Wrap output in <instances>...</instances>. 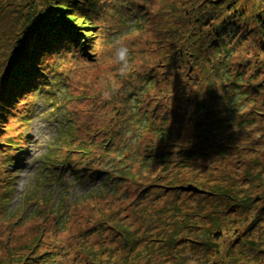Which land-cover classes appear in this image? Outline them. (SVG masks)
<instances>
[{
	"label": "trees",
	"instance_id": "trees-1",
	"mask_svg": "<svg viewBox=\"0 0 264 264\" xmlns=\"http://www.w3.org/2000/svg\"><path fill=\"white\" fill-rule=\"evenodd\" d=\"M172 1L161 0L159 4L158 0H47L37 11L36 0H31L21 20L17 18L13 24L0 50V133L10 131L11 126L6 125L16 116L21 118V127L11 136H0V170H6L0 174V188L4 190L0 196V222L3 218L4 222L8 221V182L12 179L8 177L7 167L21 164L18 157L25 151L22 140L38 97L47 96L45 99L52 102V109L60 104L66 118L60 122L57 143L44 161L45 173L56 172L45 179L58 180L70 168L71 174L83 182L98 180L96 190L69 205L61 201V205L52 209L51 205L35 201L37 206L27 218L39 222L25 244L13 249L19 253L17 264H132L113 259L118 247L107 249L106 245L99 250L88 247L85 251L90 230L80 232L74 238L78 240L70 239L64 244H54L56 233L76 213L77 203L119 201L129 196L128 193H135L119 194V191L122 184H127L125 191L134 186L133 182L139 178V171L134 169L137 165L141 172L156 164L161 170L168 169L171 162L174 166L196 168L201 163L196 166L192 163L203 156L206 159L225 156V152L216 151L217 148L227 151L222 143L213 144L217 141L216 130L228 137L243 132L250 123L245 118L247 114L240 111L245 107L239 109V105L243 101L255 103L264 92V58L259 66L252 61L254 54L257 61L258 55L264 57V50L258 49L251 56L248 48L255 36L264 42V8L254 5L264 0ZM125 17L135 19L130 33L143 31L147 38L139 45L141 48L131 50L132 67L127 73L119 71V80L123 75L119 86L109 85L107 91L94 93L92 84L85 79L79 83V77L86 66L100 62L98 47L103 46L105 25L109 22L117 32H122ZM58 18L67 25V31ZM170 22H175L177 31L167 30ZM82 28H89L92 33H85ZM3 32L8 33L4 28L0 38ZM149 44L157 45L155 56L147 53L150 62L140 71L133 60L136 54L147 52ZM61 70L66 71L65 89L69 92L70 87L77 92L74 101L68 99L73 93L63 96L60 102L54 101L53 81L59 79ZM219 86L220 90L215 88ZM209 91L218 93L208 94ZM232 94L237 96L235 101ZM71 102L78 108L73 109L71 104L69 109ZM171 111V126H166ZM232 116L235 119H227ZM234 121L238 129L234 128ZM152 135L157 141L149 138ZM164 142L169 145L164 146ZM257 190L264 191V183ZM253 198L248 199L250 204ZM218 200L214 205L218 218L206 219L210 225L222 224L203 241L186 248L187 260L192 258V253L202 256L211 253L206 263L229 264L228 259L238 251L250 254L243 245L244 240L253 236V224H247L244 229L226 226L229 215L241 212L240 205H228L231 198ZM99 208L92 211L99 212ZM115 213L109 214V218H117ZM24 218L20 214L15 221L10 220L7 235ZM186 219L190 224L171 232L175 237L183 233L172 246L189 242L192 216ZM50 231L54 232L55 241H37L38 236L44 237ZM172 246L163 247L161 254L149 252L140 264H152L150 260L160 264V258L171 257ZM182 250L178 248V252Z\"/></svg>",
	"mask_w": 264,
	"mask_h": 264
},
{
	"label": "rangeland",
	"instance_id": "rangeland-1",
	"mask_svg": "<svg viewBox=\"0 0 264 264\" xmlns=\"http://www.w3.org/2000/svg\"><path fill=\"white\" fill-rule=\"evenodd\" d=\"M46 1L36 0V3H34L35 6L38 5L36 10L42 9L39 7L42 4L45 5ZM158 1L161 4V0ZM175 1L173 0L172 2ZM31 3V0H0V31L5 28L8 32H3L1 35L0 50L3 48L4 41L16 19L21 20ZM254 5H258L262 9L264 8V1L255 2ZM169 12L172 13V11ZM134 21L135 19L131 20L125 17L123 26L120 28L123 30L122 32H117L109 22L105 25L106 33L102 38L103 46L98 47L100 62L95 65L88 63L90 66H86L85 70L83 69L84 72L82 71L83 73L79 77V83L83 79L90 82L94 93H99L103 89L107 91L106 88L109 85L119 86L123 75L119 80V65L112 59L116 46L115 42L122 39L133 51L136 47L141 48L142 46L139 45L144 37L147 38L143 31L130 33L131 29L134 28ZM166 28L170 31H177L178 29L175 22H170V25ZM83 29L85 33H92L89 28ZM108 41H110V44H108ZM167 42L169 41L167 40ZM263 46L264 42L259 41V36L251 38L248 44L251 56L258 52V49L264 50ZM156 47V44H149L147 52H143V55L139 56L136 54L135 60L132 58L133 63L139 66L140 71H142V67L145 64L150 62L148 55L150 54L151 57L155 56ZM147 53L149 54L147 55ZM258 58L259 61L256 60V54H254L252 61L253 63L258 62L259 66L263 61V54L258 55ZM65 75L66 71L61 70L59 79L53 81L56 85L52 92V95L56 94L54 101L60 102L63 96L67 97L69 93H73V95H69L70 98L68 99L74 101V97L77 95L73 88L69 87V92L65 89ZM215 88L220 90V86ZM212 93L218 92H208V94ZM102 94L105 95L106 93L102 92ZM150 95L155 94L152 93ZM232 96V101H235L237 96L235 94H232ZM46 97H38L34 107L30 106L33 108V114L30 116L31 121L28 129L26 132L24 131L22 143H24L25 151L18 157L21 164L15 167H7L8 177L12 181L8 182L10 191L7 196L9 203L6 207V218H8V221L4 222L3 218L0 222V264H17L19 253H14L13 249L25 244L31 230L39 222V220L27 218L37 206L35 201L39 204L51 205L50 207L53 209L55 206L61 205V201L65 202V205H69L74 200L77 201L87 196L93 189L96 190L98 180L83 182L71 174L70 168L65 169L58 180H52L49 177L45 179L47 175L56 172L45 173L47 171L44 170V161L49 155L51 148L57 143L56 137H58L60 122L66 119L62 113L63 107L58 104L59 106L52 109V102L45 99ZM71 104L73 109L78 108L74 102H71L67 106L69 109ZM242 105L245 108L240 111L247 114L245 118L250 120L247 127H244L243 132L240 131L227 137L224 132L215 131L214 136L217 141L213 144L219 145L222 143L221 145L227 151L223 148H217L216 151L225 152V156L211 159H206L203 156L197 162L192 163L194 166H196V163H201L196 168L182 167L181 165L174 166L171 162L168 169L161 170V166L156 164L157 166H151L149 171L144 170L141 172L138 170L139 166L137 165L134 169L139 171V178L133 182L134 186L128 187L125 191L127 184H122L119 191V194L120 192L128 193L129 191H135V193H128L127 195L129 196L119 201L113 199L110 201L103 200L102 202L89 201V203L83 202V204L79 202L77 203L79 207H77L76 213L66 220L62 230L56 233V241L53 239L55 237L54 232L51 231L47 232L44 237L38 236L37 241H55L54 244H64L72 239L74 242L78 240L74 238H77L80 232H88L90 230L87 242L84 243L87 244L85 251L88 247L92 249L99 247L98 250L106 245L107 249H117L118 247L116 250L117 254L113 259H117L120 263L140 264V261L144 260V256L149 252L161 254L163 247L167 246L166 248H170L174 241H177L175 238L179 240V236H182L183 233L179 232L176 235L178 237H175L171 232L173 233L178 228L186 227V223L190 224V220L186 218L192 216L190 229L193 230L190 232L192 234H189L191 238H188L189 242L187 245L181 244L177 246L175 244V246H172L174 250L171 257L167 258V260L160 258L159 263L204 264L207 259H210L209 255L211 253H206L203 256L202 254L199 255V253H192V258L187 260L188 249L186 248H189L190 245L194 246L200 240L203 241L204 238L209 236V233L215 231L217 225L222 224V222H219L210 225L206 218L208 216L218 218L215 216L214 205H217L219 198L224 201L231 198L227 204L230 206L233 204L236 206L240 205L241 212L229 215V220H226V226H233V228L242 226L244 229L247 224L251 223L255 231L252 238L244 240L243 246L245 248L243 249L248 248L247 252L250 254L238 251L228 259V262L229 264H264V191L257 190L264 183V92L258 96L257 101L253 104L243 101L239 105V109L242 108ZM22 112L20 111V114ZM230 113L228 114L229 116H231ZM171 114L172 111L169 113L166 126H171ZM249 114L252 115L250 118ZM235 117L232 116V118L227 119L231 120L235 119ZM20 121L21 118L16 116L14 120L6 125L11 126L10 131L8 133H0V136L8 137L20 131ZM235 124L236 121L233 122V125L235 129H238ZM12 128L13 131L14 129L16 131H11ZM151 137L157 141L154 135L149 138ZM208 140L210 143V138ZM167 145L169 144L164 142V146ZM231 145H235L234 148L230 147ZM1 154L2 152L0 151V160L2 159ZM5 171L2 168L0 174L3 175ZM43 180L49 182H43ZM74 180H78V182ZM142 189L144 194L140 193ZM2 191L4 190L0 188V196H2ZM181 192L183 194H180ZM251 197L255 198L250 204L248 199ZM99 206L100 213L92 211ZM17 211H23L24 214ZM115 211L117 212L115 213ZM113 213L118 214V219L116 217L114 219L109 218V214ZM20 214L23 218L25 217L24 220L20 219L17 221L15 226H18L12 230L11 235H7L10 220L15 221ZM81 216L83 220H81ZM145 235L149 237L147 240L144 238ZM98 242L99 244H97ZM182 243L185 242L182 241ZM179 247L183 248L180 252H178ZM130 248H132L131 251ZM103 258L105 259L106 257L103 256ZM232 258L235 259V262H232ZM150 262L152 264L155 263L153 260H150Z\"/></svg>",
	"mask_w": 264,
	"mask_h": 264
},
{
	"label": "clouds",
	"instance_id": "clouds-1",
	"mask_svg": "<svg viewBox=\"0 0 264 264\" xmlns=\"http://www.w3.org/2000/svg\"><path fill=\"white\" fill-rule=\"evenodd\" d=\"M116 46L113 52L112 59L119 65V71L121 73H127L131 70V57L132 51L128 44L119 39L115 42Z\"/></svg>",
	"mask_w": 264,
	"mask_h": 264
},
{
	"label": "snow or ice",
	"instance_id": "snow-or-ice-1",
	"mask_svg": "<svg viewBox=\"0 0 264 264\" xmlns=\"http://www.w3.org/2000/svg\"><path fill=\"white\" fill-rule=\"evenodd\" d=\"M62 24V26L64 27V29L67 31V25L64 24V21L60 18H58Z\"/></svg>",
	"mask_w": 264,
	"mask_h": 264
}]
</instances>
